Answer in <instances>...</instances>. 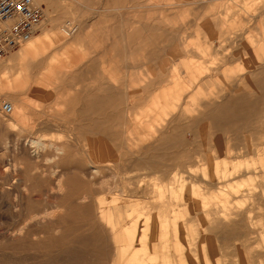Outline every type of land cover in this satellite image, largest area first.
I'll list each match as a JSON object with an SVG mask.
<instances>
[{
  "label": "rangeland",
  "instance_id": "obj_1",
  "mask_svg": "<svg viewBox=\"0 0 264 264\" xmlns=\"http://www.w3.org/2000/svg\"><path fill=\"white\" fill-rule=\"evenodd\" d=\"M51 2V15L45 10L43 21L47 23L48 41L44 39L42 53L36 55L41 72L48 74L49 91L43 96L24 97L27 109L18 105L17 126L5 127L0 122V149L12 144L10 141H24L30 136L64 147L68 150L66 157L75 163L63 165L45 160L35 170L26 159L9 150L0 151L5 157L0 159V264H38L47 256H69L72 261L70 253L61 248L77 246L85 252L78 264H168L161 260L164 254L170 255L172 264H186L177 254L183 258L191 252L189 264H264V95L259 97V114L241 116L230 111L232 115H227L224 109H214L223 103L236 107L242 92L262 95L252 77L264 76V0ZM68 22L72 27L67 26ZM37 40L38 34L0 62L8 63L11 55ZM239 77H244L252 89L246 88ZM6 84L0 85V106L20 97ZM206 101L213 107L205 111L212 113L213 128H235L240 132L220 134L205 125L211 130L203 149L198 151L189 122L206 108ZM128 104L131 108L126 117ZM36 109L42 111L39 118L34 114ZM256 111L258 108L253 112ZM8 119V114L0 110V120ZM131 128L135 138L118 137L111 143L110 156L99 161L90 155L95 141H109L115 132L118 136L128 134ZM152 129L158 131L151 133ZM50 154L47 152V158ZM10 159L26 169L10 174L21 180L19 186L25 192L26 188L34 190L33 197L38 200L42 198L41 188L46 191L54 186L55 169L78 174L85 188H78V198L74 199L79 204L82 196L91 200L93 219L101 227L100 243L66 241L60 246L54 242V224L30 228V233L36 235L32 233L26 239L16 234L20 226L30 224L32 213L30 208L23 211L20 205L18 183L5 180L11 170L6 164ZM92 168L98 172L91 177L81 174ZM43 175L45 182L39 187L38 178ZM104 181L113 187L111 191L101 187ZM170 187L177 195L169 209L165 203ZM70 189L67 186L66 191ZM102 197L114 205L117 223L113 231L97 217L95 204ZM203 210L211 213L203 216ZM196 211L200 215L194 222L189 221ZM158 213L160 237L155 245L153 217ZM173 220L179 222L178 238ZM89 222L87 217L75 215L65 228L86 227ZM204 223L218 230L210 241L207 238L215 254L207 262L194 244L195 229L203 232ZM125 225L134 227V239L125 238ZM83 232L88 233V229ZM221 232L225 239L217 236Z\"/></svg>",
  "mask_w": 264,
  "mask_h": 264
},
{
  "label": "bare ground",
  "instance_id": "obj_2",
  "mask_svg": "<svg viewBox=\"0 0 264 264\" xmlns=\"http://www.w3.org/2000/svg\"><path fill=\"white\" fill-rule=\"evenodd\" d=\"M40 3L46 4L48 0H37ZM133 1V0H131ZM139 6V5H138ZM45 20V8H44V16L42 21L40 22L39 26H38V31L36 32V34H34L29 40H27L26 42H29L33 39L34 36H36L39 33V29L41 33L42 37H39V41L37 40V43L34 42L33 45L27 49H24L22 51H20L19 53L13 54L10 57V61L8 63L5 62H0V85L4 86L5 83H7V87H10L12 89H14V91L19 94L20 97L17 98L16 94L13 99H11V106H12V112L10 113L9 119L8 120H0L1 124L4 125L5 127H11V126H17V117L15 116V114L17 113L19 107L18 105H20L21 107H23V109H27L25 104H24V97L28 96H34V95H39V96H43V94H46V92H48V87L46 85V82H48V80H46V76H48L47 73L45 72H41L42 69H40V60H36V55L37 53H39L41 51L42 53V46L44 45V39L47 40L46 34L48 35V33H46L45 31L47 30V25L45 22H43ZM42 24V25H41ZM73 25V24H72ZM71 23L68 22L67 26L70 28V26L72 27ZM49 30V29H48ZM52 33V32H51ZM50 34V32H49ZM46 37V38H45ZM50 37V36H49ZM55 37V36H54ZM53 37V38H54ZM51 39V37H50ZM49 39V40H50ZM52 40V39H51ZM65 40V39H64ZM48 41V40H47ZM26 42H24L23 44H25ZM51 43V41H49ZM56 42V41H54ZM53 42V43H54ZM23 44H21L20 46H22ZM42 45V46H41ZM45 46V45H44ZM41 47V48H40ZM45 48V47H44ZM47 71V70H45ZM50 73V72H49ZM185 74V73H184ZM196 77V76H195ZM178 79V78H176ZM157 80V79H156ZM162 80V79H161ZM151 83V81H150ZM157 84V83H154ZM153 86V85H152ZM122 92L124 91L123 89ZM126 92V91H125ZM127 93V92H126ZM122 93H120L121 95ZM129 95L131 96V94L129 93ZM123 97V96H121ZM120 97V98H121ZM138 97V96H137ZM119 98V100H120ZM180 98V97H179ZM122 99V98H121ZM20 100V101H19ZM123 100V99H122ZM128 101V100H127ZM9 103V102H8ZM227 104V103H226ZM115 105V104H114ZM102 106V105H101ZM99 102H98V107H101ZM44 107V106H43ZM224 107V106H223ZM122 108V107H121ZM127 108V112H126V117H129L128 115V111H130L131 105L128 104ZM125 108V109H126ZM40 109V108H39ZM39 109L34 110V114H36L35 116L39 118L40 114L42 111H40ZM129 109V110H128ZM220 110V109H219ZM223 110V108H222ZM32 113V112H31ZM131 116V114H130ZM223 117V115H222ZM220 118V117H219ZM230 118V117H229ZM135 122H139V120L137 118H135ZM126 120V118H125ZM216 120V119H215ZM127 121V120H126ZM158 121V120H157ZM155 121V122H157ZM98 122V121H97ZM130 124H132V120L130 119ZM99 123V122H98ZM144 122H142L143 124ZM224 123V122H223ZM40 125V124H39ZM126 125V123H125ZM129 128V127H128ZM47 129V128H46ZM95 129V128H94ZM148 129V128H147ZM92 130V129H91ZM96 130V129H95ZM137 131V130H136ZM152 131L151 133L157 132L158 130L156 129H152L150 130ZM164 132V131H163ZM94 133V132H93ZM114 133V132H113ZM112 133V134H113ZM95 134V133H94ZM100 134V133H99ZM116 135H112V137L108 138L109 141H101V140H97L94 143V152H91L90 155L95 156L97 159H100L99 161L103 160L106 156H110L112 154V146L111 143L116 142L119 140V138L121 140H125L123 138H126V140L128 138H132L133 136V129L131 128L128 131V134H126V132L121 133V135L118 136V133L115 132ZM125 134V135H124ZM97 135V134H96ZM19 137V136H18ZM119 137V138H118ZM100 138V137H99ZM135 138V137H133ZM139 138V137H138ZM137 138V139H138ZM147 139V138H146ZM22 140V139H21ZM19 140L18 142H14L13 141L10 143H8V145H5L4 147H2L0 149L1 150H9L11 153L13 152L15 155H17L19 158H23L26 159L25 161H29L32 165L33 168L35 170L39 169V164L41 161H49L55 164H72L75 163L72 160H69V156L66 157V154L68 153V150L66 152L64 147H61L59 145H57L54 142H47L44 141L42 139L39 138H35V137H26L24 139V141ZM120 140V141H121ZM173 140V137H172ZM170 141V139H169ZM122 142V141H121ZM131 142V141H130ZM93 145V142L91 144V146ZM165 145V143H164ZM229 145V144H228ZM67 146V145H66ZM69 146V145H68ZM73 146V144H72ZM76 146V145H75ZM80 146V145H79ZM124 146V145H123ZM128 146V145H127ZM167 146V145H166ZM71 147V146H70ZM74 147V146H73ZM129 147V146H128ZM144 147V146H143ZM160 147V146H159ZM165 148V147H163ZM158 150V149H157ZM89 151V150H88ZM47 152L52 153L48 156L47 158ZM83 152V151H82ZM161 152V151H160ZM70 153V152H69ZM84 153V152H83ZM71 154V153H70ZM151 154V153H150ZM68 155V154H67ZM76 155V154H75ZM74 156V155H73ZM174 156V155H171ZM5 158V157H4ZM2 157V155L0 154V159H4ZM12 158V157H11ZM70 158H73L70 156ZM94 160V157H93ZM3 161V160H2ZM10 161V162H9ZM7 160L6 164L8 165V167H11V170L7 171V176L5 178L6 181L12 182L13 183H21L20 179H15L13 177L12 174H17L18 172H22V171H26V169L18 162H16L14 159H10ZM80 161V160H79ZM136 161V160H135ZM174 161V160H173ZM4 162V161H3ZM259 162V161H258ZM5 163V162H4ZM3 163V164H4ZM138 163V162H137ZM156 163V162H155ZM211 163V162H210ZM140 164V163H139ZM218 164V163H217ZM216 164V165H217ZM213 165V163H212ZM219 165V164H218ZM5 166V165H4ZM215 166V164H214ZM58 167V166H55ZM54 167V168H55ZM216 168V166H215ZM219 168V166L217 167ZM9 169V168H8ZM157 169V168H156ZM159 169V168H158ZM157 169V170H158ZM214 169V168H213ZM79 170V169H77ZM219 170V169H218ZM72 171V170H71ZM154 171V170H153ZM159 172L161 170H158ZM38 172V171H37ZM95 172L97 171V168H92V170L89 171H81V174L83 173L84 175H88L89 177H91ZM219 172V171H218ZM217 169H216V173ZM39 173V172H38ZM70 173V172H69ZM68 172L66 171H62V170H56L53 173L54 175H57V177L55 178L54 181V186H49V189L46 191L42 189V198L35 199L33 197V192L34 190H31L30 188H26V192L24 189H22V186L20 187V192L18 191V196H19V202L20 205L23 207V211L27 210L30 208V212L32 213L29 217V222L30 224H28L26 222V224H24L23 226H20L17 231L16 234L23 236L24 239L29 238V236H32V233H30V228H33L34 226H42V227H48L52 224L55 225V233H56V238L54 239V242H56V244L58 243L60 246L64 245V243L66 241H72L73 243H89V242H96V244H98V242L100 241V226L97 223V221H95V219H93L94 217V210L92 209V206L90 203L91 200H86V198L84 196L80 197L79 200H81V202L83 203L84 201H86L85 204H79L76 203V199L78 198V188H85V186L83 187V181L84 180H80L79 175L78 174H73L70 175ZM212 173L214 174L215 171ZM80 174V175H81ZM82 174V175H83ZM157 174V173H156ZM155 174V175H156ZM5 176V175H4ZM53 176V175H52ZM159 176V175H158ZM44 175L43 177L39 176V182L37 184V186H41L42 181L45 182L44 179ZM37 179V180H38ZM44 179V180H43ZM3 180V181H5ZM20 180V181H19ZM49 180V179H47ZM52 180V179H51ZM171 180V179H170ZM50 181V180H49ZM48 182V181H46ZM101 187L104 188L106 191H111L113 189V187H111V185L108 183V181H104L103 183H101ZM44 185V184H42ZM248 185V184H247ZM67 186L70 187V191L67 192ZM7 187V186H6ZM11 188V186H10ZM16 188V187H15ZM23 188H25V186L23 185ZM46 188V187H45ZM9 189V188H7ZM18 189V188H17ZM40 189V190H41ZM160 189V188H159ZM162 189V188H161ZM84 190V189H83ZM117 190V189H116ZM120 190V189H119ZM232 190V189H231ZM24 191V193H23ZM237 191V190H236ZM234 191V192H236ZM11 192V191H10ZM14 192V190H13ZM121 192V191H120ZM169 196H168V200L165 203L166 204V208H171L174 206L175 203V199H176V191L173 189V187H170L169 190ZM17 193V192H16ZM122 194V193H121ZM16 196V195H15ZM18 198V197H17ZM76 198V199H74ZM187 198V197H186ZM230 198V197H229ZM51 199V200H50ZM220 199V198H219ZM187 200V199H186ZM18 202V201H17ZM134 203V202H133ZM137 203V201L135 202ZM18 204V203H17ZM16 204V205H17ZM7 206V205H6ZM18 206V205H17ZM15 206V208L17 207ZM127 206V205H126ZM132 206V205H131ZM42 207L41 210H36V208H40ZM96 210H97V217L99 218V220L101 222L105 223V228L108 229L109 231H113V229L116 227V223L117 220L115 218V214H114V205L110 204V202L106 201V198H100L98 200H96V204H95ZM16 212V211H15ZM28 213V212H27ZM122 213V212H121ZM75 215H80L81 217H87L90 222L89 224L86 225H78L75 226L74 228H71L69 230H67V227L65 228V225L67 223H71L72 222V216L74 217ZM129 215V214H128ZM132 215V213H131ZM127 216V215H126ZM96 217V218H97ZM152 217V216H150ZM161 217V214L158 213L156 214V216L154 215L153 217V238H152V243H155L156 239L159 238V232H158V225L159 224V219ZM78 218V217H77ZM129 218V216H128ZM138 218V217H137ZM152 219V218H151ZM170 219V218H169ZM86 220V218L84 219ZM98 220V222H99ZM78 221V220H77ZM75 222V221H73ZM133 223V222H132ZM174 228H175V234H176V238H178V221H174ZM101 224V223H100ZM33 225V226H32ZM103 225V224H101ZM68 226V225H67ZM202 226V225H201ZM203 227V226H202ZM29 228V229H28ZM87 228L88 229V233L83 232V230ZM126 235L125 238L127 239H134L135 238V230L133 231L132 226H124L122 227ZM162 228V227H161ZM205 228V227H204ZM48 229V228H47ZM46 229V230H47ZM50 229V228H49ZM140 229V228H139ZM200 229V228H199ZM206 229V228H205ZM13 230V229H12ZM45 230V231H46ZM103 230V229H102ZM144 230V229H142ZM217 229H212V235L214 236L218 230ZM35 231V230H33ZM104 231V230H103ZM106 231V230H105ZM104 231V235L107 233ZM151 231V230H150ZM87 232V231H86ZM206 232V231H205ZM9 233V232H7ZM86 234V235H85ZM120 234V233H119ZM141 234V233H140ZM162 234V233H161ZM33 235H36L35 233H33ZM85 235V236H84ZM121 235V234H120ZM128 235V236H127ZM203 235V234H202ZM8 236V235H6ZM113 237V236H112ZM171 237V236H170ZM239 237V236H238ZM162 238V237H161ZM226 238V237H225ZM118 239V237H117ZM113 240V239H112ZM121 240V238L119 239ZM118 240V241H119ZM159 242V241H158ZM100 243V242H99ZM179 243V242H177ZM176 243V244H177ZM72 244V243H71ZM102 244V243H101ZM160 244V243H159ZM171 244V243H170ZM175 244V243H174ZM208 244V243H207ZM223 245H226L224 242H222ZM82 245V244H81ZM84 245V244H83ZM86 245V244H85ZM104 245V244H102ZM124 245V244H123ZM206 245V244H205ZM48 246V245H47ZM175 246V245H174ZM214 246V245H213ZM219 245H217L216 247H218ZM228 245H226L227 247ZM125 248V247H124ZM150 248V247H149ZM157 248V247H155ZM162 248V247H161ZM215 248V247H214ZM66 251V253H70V255L73 257L71 258L72 261H70V259H64L63 257L61 258H55L52 259L51 256H47L44 257L43 259L40 260V262L38 263V259H37V263L38 264H78L76 263L77 260L79 259V257H83L84 255V250H82L81 248H78V246L75 247H70V248H66L64 247L63 249L61 248V250ZM67 249V250H66ZM219 249H221L219 247ZM59 250V251H61ZM161 250V249H160ZM86 251V250H85ZM208 251L212 253V257L213 255L215 256V254H213L212 252V243H210V245L208 246ZM207 251V252H208ZM221 251V250H220ZM135 252V251H134ZM67 253V254H68ZM210 254V253H209ZM211 256V255H210ZM42 257V256H41ZM205 257V256H204ZM209 257V256H208ZM75 258V259H74ZM126 259V258H125ZM115 260V259H114ZM206 260V259H204ZM30 261V260H29ZM34 262V263H36ZM97 262V261H96ZM160 262V259H159ZM168 264H172L170 261H166ZM219 262V260H218ZM31 264V263H30ZM160 264V263H159ZM242 264H244V262H242Z\"/></svg>",
  "mask_w": 264,
  "mask_h": 264
},
{
  "label": "crops",
  "instance_id": "obj_3",
  "mask_svg": "<svg viewBox=\"0 0 264 264\" xmlns=\"http://www.w3.org/2000/svg\"><path fill=\"white\" fill-rule=\"evenodd\" d=\"M51 4H52L51 0H48L47 3L44 4L46 6L45 7V10L47 11V13L49 15H51L50 14V12H51V8H50ZM45 20H46V18H45ZM41 33L42 32L39 31L38 37L41 36ZM263 68H264V66H263ZM239 80H243V84H246L245 85L246 88L252 89V85L249 84L247 81H245L246 79H244V77H239ZM252 82H253V84L255 86H257L259 88V91H262V95H260V94H251V93H248V92H242L241 94H238V97L240 99V103H237V106L236 107L233 108L232 105H231V107H229L228 104L223 103V104H219V105L215 106L214 109L216 108V110H219V109H222L219 106H224L223 109L225 111H228L227 112V115H232L230 113V111H235L234 114H238V115H241V116L246 115V114L248 116L255 115V114H259L260 113V110H261V109L259 110V102H260L259 97H261V96L264 95V76H255V77H252ZM231 97H233V96H231ZM206 102H207V105L205 106L206 108H203V109L199 110V113L197 115H194L193 116L194 117L193 121H190L189 122V125L191 126V130H192V133H193L194 140L198 142V145L197 146H198V148H200V149H198V151H201L203 149L202 148L203 147V141H207V138H206L207 137V132H209L211 129L214 130L215 132L220 133V134L225 133V132L226 133H228V132H240V131L236 130L235 128L230 129L228 131H222L221 129L213 128L212 127L211 118H210L211 115H212V113L209 115V114H207V112H205L206 109H208V108L210 109L211 108V110H212L213 107H212L211 103H209L210 101H206ZM249 108H252L253 110L252 111H248ZM257 108H258V111L253 112ZM202 112H205V114L204 113L202 114ZM205 125H208L209 128H211V129H206L205 128ZM248 128H251V126H249ZM211 147H212V144H210L208 148H211ZM188 206L190 208L193 207L190 204H188ZM202 212L204 213L203 216H207L206 214H210L211 213V211H208L207 212L206 210H203ZM197 215L198 216L200 215L199 212H197V211L194 212V213H192L191 214V219L189 221L194 222L196 220V218H197ZM205 223L202 225L203 226L202 229L204 230L203 232L199 228H196L195 229V238L197 239V241L194 244L196 246L195 249H197L198 252L200 253V256H201L202 260L205 261V262H207V260L212 257V253L208 251V246L212 242H209L208 243V241H207V238H208L209 241L212 238V236H211L212 235V233H211L212 232V228L209 225L206 226ZM178 228H179V223H178ZM217 236L220 239L221 238L222 239H225V237H226V235L223 234L222 232L219 233ZM174 242H176V241L174 240ZM200 248H203V251L202 252L199 251ZM209 253H211V254H209ZM177 255H178V257L177 256L176 257L177 258H180V261H185L186 264H189L187 262L188 257H191L192 258V252L191 253L184 254L183 258H181L179 254H177ZM169 256H170L169 254H164L163 257L161 258V260L164 261V262H166V261H172V259ZM204 259H206V260H204ZM212 259H213V257H212ZM164 264H166V263H164Z\"/></svg>",
  "mask_w": 264,
  "mask_h": 264
},
{
  "label": "built area",
  "instance_id": "obj_4",
  "mask_svg": "<svg viewBox=\"0 0 264 264\" xmlns=\"http://www.w3.org/2000/svg\"><path fill=\"white\" fill-rule=\"evenodd\" d=\"M43 16L44 6L37 0H0V60L36 34ZM0 110L10 114L12 106L3 102Z\"/></svg>",
  "mask_w": 264,
  "mask_h": 264
}]
</instances>
